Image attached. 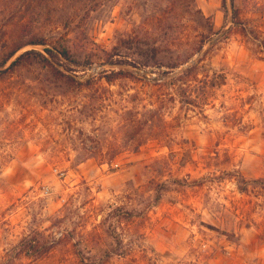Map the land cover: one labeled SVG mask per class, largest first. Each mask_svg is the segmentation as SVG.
Wrapping results in <instances>:
<instances>
[{
	"label": "rangeland",
	"instance_id": "1",
	"mask_svg": "<svg viewBox=\"0 0 264 264\" xmlns=\"http://www.w3.org/2000/svg\"><path fill=\"white\" fill-rule=\"evenodd\" d=\"M257 31L264 0H0V264H264Z\"/></svg>",
	"mask_w": 264,
	"mask_h": 264
},
{
	"label": "trees",
	"instance_id": "2",
	"mask_svg": "<svg viewBox=\"0 0 264 264\" xmlns=\"http://www.w3.org/2000/svg\"><path fill=\"white\" fill-rule=\"evenodd\" d=\"M254 33V34H253ZM252 36V39H254L257 42V53L260 57L261 60H264V33L257 31V32H251L249 33ZM244 36L247 37V34L244 33ZM27 45H45V42L43 40H39L37 38L33 39L31 42H29V44ZM23 47V46H22ZM18 48L16 49L14 52H12V54H10V56L8 57V59H11L12 57H14V55L22 48ZM146 58L148 59V63H152L154 61V63H156L155 61L158 60V51L156 48H152V47H146ZM46 52L49 54L50 58H56L58 55L56 53H54L53 50H49L47 49ZM29 55H35L37 57H39V63L42 64H50V59L46 56H44L43 54L32 50L29 52H26L24 54H22L21 56H19L14 62H12L10 69L15 68L16 66L20 65L22 60ZM61 55L65 58H68V52L66 50H61ZM4 64L2 66H0V68H3ZM173 68V67H172ZM196 69V66L190 67L188 68L182 76H188L190 75L194 70ZM125 75L124 71H112L111 73H107L105 74L102 79H104L106 81L107 84H112L113 82H115L117 79L123 78ZM243 179V178H242ZM243 181H245V179H243ZM20 247V251L22 253H25L26 255H32L35 253H39V246H38V242L36 240H29V241H23L22 244L19 246ZM44 253H47L49 251V247H47L44 244ZM43 253H40V255Z\"/></svg>",
	"mask_w": 264,
	"mask_h": 264
}]
</instances>
